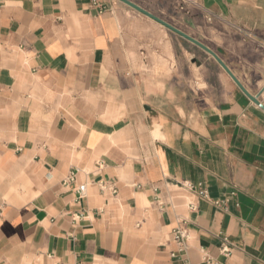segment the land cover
Here are the masks:
<instances>
[{"label":"crops","instance_id":"obj_1","mask_svg":"<svg viewBox=\"0 0 264 264\" xmlns=\"http://www.w3.org/2000/svg\"><path fill=\"white\" fill-rule=\"evenodd\" d=\"M130 1L264 105V0ZM175 229L264 264V110L117 0H0V264H183Z\"/></svg>","mask_w":264,"mask_h":264},{"label":"built area","instance_id":"obj_2","mask_svg":"<svg viewBox=\"0 0 264 264\" xmlns=\"http://www.w3.org/2000/svg\"><path fill=\"white\" fill-rule=\"evenodd\" d=\"M93 6L98 8L99 13L102 14L105 11H107V8L105 6H102L98 3V1H93ZM76 180V171H73L70 176L66 179V181L63 182V185L66 186L68 184L74 183ZM102 189H109L113 195H117V188L113 183H100ZM180 186L187 188L191 191H196L199 193V195L204 198L208 199L209 194L208 191L203 188V185L200 184H193L189 181H185L180 184ZM222 202L221 201H215V205L220 206ZM161 206V204L159 205ZM173 241L176 244V250L171 253V257L176 260H180L183 264H190L188 257H187V251H188V235L185 231L180 229H175L173 231ZM221 253L228 257L231 254V246L227 238L223 239V243L220 247Z\"/></svg>","mask_w":264,"mask_h":264},{"label":"water","instance_id":"obj_3","mask_svg":"<svg viewBox=\"0 0 264 264\" xmlns=\"http://www.w3.org/2000/svg\"><path fill=\"white\" fill-rule=\"evenodd\" d=\"M124 5L128 6L129 8L133 9L134 11L148 17L149 19L159 23L169 31L175 33L179 37L183 38L184 40L188 41L189 43L195 45L202 51H204L206 54L211 56L217 63L218 65L227 73V75L232 79V81L237 85V87L257 106H259L261 109L264 110V105L260 102L259 96L258 95H252L246 88L245 86L239 81V79L233 74V72L229 69V67L224 63V61L209 47L201 43L200 41L196 40L195 38L189 36L188 34L184 33L183 31L177 29L173 25L167 23L166 21L162 20L161 18L153 15L149 11L143 9L139 5L133 3L130 0H117Z\"/></svg>","mask_w":264,"mask_h":264}]
</instances>
